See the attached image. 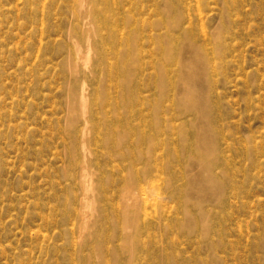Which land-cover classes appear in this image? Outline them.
<instances>
[{
  "label": "rangeland",
  "instance_id": "rangeland-1",
  "mask_svg": "<svg viewBox=\"0 0 264 264\" xmlns=\"http://www.w3.org/2000/svg\"><path fill=\"white\" fill-rule=\"evenodd\" d=\"M0 264H264V0H0Z\"/></svg>",
  "mask_w": 264,
  "mask_h": 264
},
{
  "label": "bare ground",
  "instance_id": "bare-ground-1",
  "mask_svg": "<svg viewBox=\"0 0 264 264\" xmlns=\"http://www.w3.org/2000/svg\"><path fill=\"white\" fill-rule=\"evenodd\" d=\"M126 45L128 47V51L130 53V51H134L133 49V43H132V38L128 37V36H125V32L122 33V31H115L111 36H110V45H112L113 47H117L118 45ZM98 52L99 54H102V55H106V50L105 49H100L98 48ZM104 57V56H103ZM90 60L89 56H87L85 58V62L88 63ZM113 60H116L113 61V62H110V61H106V70L108 73H111V72H116L117 74H119V71L121 70L122 68V64L124 62V66H125V60L124 58L122 57V55H120L118 52L115 53V57H113ZM205 65H207V62L205 63ZM128 71H126L127 73ZM113 80H116V79H113ZM73 102L76 103V106H73L72 108V111L74 114L78 113V107H81L82 109H85L87 107V101H86V98L82 95V94H76L74 95L73 97ZM105 103V102H104ZM103 102L100 103V101L98 100V106H101V105H104ZM107 105V104H106ZM204 111L206 112V110L204 109ZM208 111V110H207ZM208 114H209V111H208ZM83 131L82 132V135L85 137L87 135V133H85ZM209 138L212 142H210L209 144L206 143V145H204V149L205 151L207 152H213L214 150V147H213V140H212V137L211 135H209ZM91 139H85L83 141L84 143V146H87L88 143H90ZM201 146V145H200ZM213 181V180H212ZM211 181V183H212ZM83 191L85 192V195L86 196H89V194L92 192V190L88 187V186H84L83 185ZM94 203L91 202H85L84 203V208H91L93 209L94 211ZM87 221L86 219L84 220H81V225L84 229H86V226H87Z\"/></svg>",
  "mask_w": 264,
  "mask_h": 264
}]
</instances>
